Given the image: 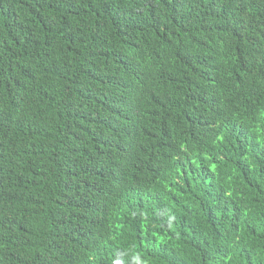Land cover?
<instances>
[{
  "label": "trees",
  "instance_id": "1",
  "mask_svg": "<svg viewBox=\"0 0 264 264\" xmlns=\"http://www.w3.org/2000/svg\"><path fill=\"white\" fill-rule=\"evenodd\" d=\"M0 264H264V0H0Z\"/></svg>",
  "mask_w": 264,
  "mask_h": 264
}]
</instances>
